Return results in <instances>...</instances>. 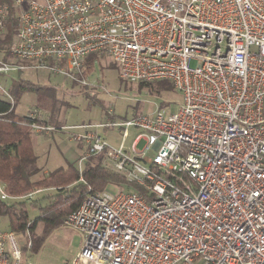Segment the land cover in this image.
Wrapping results in <instances>:
<instances>
[{
  "label": "built area",
  "instance_id": "2783aa9c",
  "mask_svg": "<svg viewBox=\"0 0 264 264\" xmlns=\"http://www.w3.org/2000/svg\"><path fill=\"white\" fill-rule=\"evenodd\" d=\"M11 8L16 62L0 53V73L47 70L88 86L85 60L108 56L124 81H170L182 97L172 114L23 123L84 146L80 172L100 158L126 181L95 190L82 179L63 222L84 234L70 264H264V0H0V45ZM117 128L113 146L100 131ZM17 198L0 181V199ZM21 235L31 248L29 226ZM21 257L16 233L0 232V264Z\"/></svg>",
  "mask_w": 264,
  "mask_h": 264
},
{
  "label": "rangeland",
  "instance_id": "374dc122",
  "mask_svg": "<svg viewBox=\"0 0 264 264\" xmlns=\"http://www.w3.org/2000/svg\"><path fill=\"white\" fill-rule=\"evenodd\" d=\"M8 62L15 63L16 60L9 59ZM191 66L195 67L196 63L192 62ZM92 67L93 71L85 77L89 82L88 86L47 70H25L21 76L22 80L38 84L42 89L36 93L24 92L18 95L12 88V83L19 75L15 72L0 73V97L11 103L15 101V112L22 118H28L33 114L39 118L53 114L49 124L54 126L93 125L110 120H127L153 115L159 110L172 114L177 112L181 104V94L176 90L173 92L159 90L155 86L158 81L153 82V90L142 87L141 82L124 81L111 57L98 56L94 59ZM121 133L122 130L118 128L100 131L101 136L113 146L120 143ZM31 137L36 144V153L40 158L38 166L42 171L65 167L67 162L77 160L75 156L82 155L81 147L70 142L68 134L52 133L38 136L31 132ZM142 147L140 145V148ZM66 156L69 159H66ZM75 167L80 170L79 163L75 164ZM53 193L44 192L32 199L18 197L16 200L4 202L9 204L25 202L30 220L33 221L39 218L42 208L54 201ZM9 224L7 216H0V232H11ZM42 230L43 223L40 222L36 231L38 237ZM16 236L21 248V264H70L84 243L83 233L64 226L54 231L38 251L28 247L25 236L18 233Z\"/></svg>",
  "mask_w": 264,
  "mask_h": 264
},
{
  "label": "trees",
  "instance_id": "16d2710c",
  "mask_svg": "<svg viewBox=\"0 0 264 264\" xmlns=\"http://www.w3.org/2000/svg\"><path fill=\"white\" fill-rule=\"evenodd\" d=\"M9 2V1H8ZM17 20L15 10L11 8L10 18L7 22V34L0 45L3 61L12 59L9 47L16 34ZM90 56L84 62L82 76L93 70L94 59ZM18 79L13 80L12 88L16 94L24 92H39L42 88L29 80H22L23 71H17ZM21 78V79H20ZM142 87L153 90V83H140ZM159 90L164 92L175 91L170 81H158ZM15 102V101H14ZM0 99V181L5 185L6 193L11 197H26L39 189H55L54 201L41 209V215L36 220H30L29 210L25 202L9 204L0 199V216H7L10 221V230L14 233L24 234L29 226L32 235V249L40 250L45 240L54 231L63 226L64 219L79 206L85 185L82 179L95 190H104L117 186L124 188L125 179L116 173L106 170L100 158H92L80 172L75 164H69L67 169H57L37 180L33 177L39 173L38 158L34 152L31 129L23 124L29 118H19L15 115V104ZM43 223L40 237L36 231L38 224Z\"/></svg>",
  "mask_w": 264,
  "mask_h": 264
},
{
  "label": "crops",
  "instance_id": "0c3cea01",
  "mask_svg": "<svg viewBox=\"0 0 264 264\" xmlns=\"http://www.w3.org/2000/svg\"><path fill=\"white\" fill-rule=\"evenodd\" d=\"M24 72V71H23ZM15 73H17V72H15ZM24 74V73H23ZM0 99H2V100H4V101H8L6 98H2V97H0ZM11 99V98H10ZM9 102H11V101H9ZM12 104H13V101H12ZM15 109H14V111L16 110V106L14 107ZM15 115L16 116H18L19 118H22L21 116H19L16 112H15ZM42 120H44V122H46V123H50V121L52 120V118H53V114H47L46 116H44V117H40ZM36 135H38V136H46L45 134H36ZM33 141V140H32ZM70 141V140H69ZM71 142V141H70ZM36 144L33 142V146H34V152H35V154H36V156H37V158H38V162H37V165L39 164V156L37 155V153H36V146H35ZM78 147H81V149H82V155L80 156H75V157H77V160L76 159H73V160H71V162L70 163H73V164H77V163H79V161H80V159H81V157L83 156V153H84V151H85V147L84 146H81V145H78ZM66 159H69V157H67L66 156ZM69 162H67V164L65 165V167H59V168H56L55 170H57V169H60V168H63V169H67L68 168V165L70 164ZM38 168H39V166H38ZM39 173L37 174V175H35L33 178L35 179V180H37V179H39V178H41V177H43V176H47V175H49V173L50 172H52V171H54V170H52V171H50V170H45V171H42L40 168H39ZM5 186V185H4ZM37 191H39V192H37ZM36 192H34L33 193V195L31 196V197H26V198H33L34 196H36L37 194H41V193H44V192H54L53 193V195H55L56 194V190L55 189H52V188H49V189H39V190H37ZM22 198H25V197H22ZM8 203V202H7ZM63 227V226H62Z\"/></svg>",
  "mask_w": 264,
  "mask_h": 264
}]
</instances>
